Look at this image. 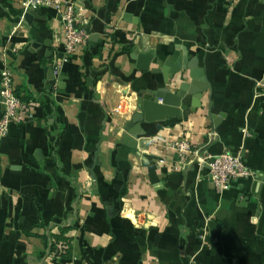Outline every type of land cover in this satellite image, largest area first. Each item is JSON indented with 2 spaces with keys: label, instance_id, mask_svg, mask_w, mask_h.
<instances>
[{
  "label": "crops",
  "instance_id": "obj_1",
  "mask_svg": "<svg viewBox=\"0 0 264 264\" xmlns=\"http://www.w3.org/2000/svg\"><path fill=\"white\" fill-rule=\"evenodd\" d=\"M22 1L0 0V51L16 47V93L33 113L0 141V264H264V99L253 96L264 4L71 0L89 36L66 56L60 14L25 17ZM183 56L203 70L200 106L186 94L178 115L141 123L129 147L136 93L190 83L188 70L171 79L160 70ZM178 139L239 153L254 174L219 193L207 170L173 167L165 146ZM66 227L71 257L50 256V235Z\"/></svg>",
  "mask_w": 264,
  "mask_h": 264
},
{
  "label": "built area",
  "instance_id": "obj_2",
  "mask_svg": "<svg viewBox=\"0 0 264 264\" xmlns=\"http://www.w3.org/2000/svg\"><path fill=\"white\" fill-rule=\"evenodd\" d=\"M264 4V0H259ZM23 14L29 10L52 8L61 16L62 39L61 47L66 56L74 55L83 50L88 39V32L81 26L88 23V16L79 11L77 4L71 0H23ZM22 14V15H23ZM60 46V45H59ZM16 47L0 51V141L7 135L11 125H22L33 119V113L29 104L20 100L16 93L14 71L11 65L10 55L16 53ZM55 72L60 68L59 61L54 62ZM257 99H264V77L255 81L254 95ZM122 101L117 100L111 108L107 109L109 118L120 114ZM244 135L246 134L245 131ZM166 148L171 149L177 155L173 167L193 165L199 171L207 170L214 189L222 192L229 187L230 183L237 179H246L253 176V172L245 165L239 153L223 151L219 154L203 152L200 147L193 146L186 140L178 139L168 143ZM64 247L60 246L59 251ZM50 256L58 257L50 252ZM188 264H192L191 261Z\"/></svg>",
  "mask_w": 264,
  "mask_h": 264
},
{
  "label": "water",
  "instance_id": "obj_3",
  "mask_svg": "<svg viewBox=\"0 0 264 264\" xmlns=\"http://www.w3.org/2000/svg\"><path fill=\"white\" fill-rule=\"evenodd\" d=\"M31 13H33L32 10L27 11L25 17H28ZM134 53H136L135 50L132 56H134ZM138 56H141V53ZM160 70L165 74L166 79H171L182 70H188L191 81L190 83H180L179 88L175 91H171L169 85H162L153 89H141L136 93L138 112L132 115L123 128V141L129 147L134 148L136 146L137 135L143 134V130L140 127L141 123L160 121L167 117L178 115L182 99L186 94L192 96L194 107L200 106L202 91L207 87V83L204 79L203 70L197 67L196 58L187 59L186 56H183L177 58L175 61L167 58ZM159 101L160 103H158ZM2 108L0 104V115Z\"/></svg>",
  "mask_w": 264,
  "mask_h": 264
},
{
  "label": "trees",
  "instance_id": "obj_4",
  "mask_svg": "<svg viewBox=\"0 0 264 264\" xmlns=\"http://www.w3.org/2000/svg\"><path fill=\"white\" fill-rule=\"evenodd\" d=\"M20 98V97H19ZM20 100L24 101L22 98ZM69 230L68 227L62 228L58 234L50 235V246L48 247L49 252H54L60 258H70L72 254V241L71 236H67L66 232ZM60 246L64 247L62 251H59Z\"/></svg>",
  "mask_w": 264,
  "mask_h": 264
}]
</instances>
